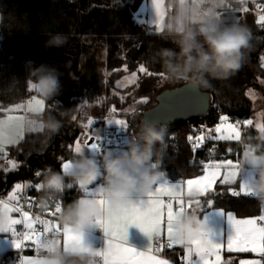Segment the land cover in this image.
I'll list each match as a JSON object with an SVG mask.
<instances>
[{"label": "trees", "instance_id": "obj_1", "mask_svg": "<svg viewBox=\"0 0 264 264\" xmlns=\"http://www.w3.org/2000/svg\"><path fill=\"white\" fill-rule=\"evenodd\" d=\"M36 1L33 4L40 7V0ZM143 1L43 0L41 15L40 11H31L32 19L41 18L46 22L39 32L27 27L11 30L4 20L0 42V115L10 104L22 101L35 92L28 87L27 62L31 61L33 66H53L61 74V90L55 97L47 99V110L42 118L45 122L49 116H54L62 126L55 134L46 128L26 133L10 152L18 163L17 168L0 170V196H8L16 182L41 184L49 171L61 172L63 161L73 155L67 148L70 130L77 126L75 115L71 117L70 111L61 115L57 111L55 103L59 98L67 101L72 95L71 98H86L97 103L107 90L114 87L124 71L123 66L133 71L143 65L151 75H165L157 53L161 48L176 46L164 35L148 33L146 23L138 21L136 13ZM240 25L246 26L251 33L250 47L246 50L241 69L227 79L211 80V87L203 89L209 91L212 97L210 110L205 116L210 123L220 121L221 116L250 119L254 106L247 90L264 93V34L257 27L253 15H248ZM52 33L65 34L67 43L61 48H46L45 41ZM101 51L106 52L105 69L111 71L107 82L101 68ZM144 82L146 86L141 93L156 94L157 88L152 85L154 77L145 78ZM150 101L137 106L138 115L130 119L127 128L130 138L139 130L143 112L150 106ZM71 104L75 112L76 102L71 100ZM166 127L168 135L161 148L163 157L158 170L170 176L193 175L200 172L205 163L223 158L238 160L241 157L239 141L210 142L204 149L194 150L186 139L189 130L187 122ZM242 137L243 140L264 145V140L256 136L253 125L247 127ZM37 171L41 173L39 177L35 175ZM45 195L42 188L39 197ZM79 195L75 185L66 187L62 193L52 196L49 207L60 202L63 209L79 199ZM208 197L214 200V206L234 210L241 216L256 213L261 208L255 197L232 196L228 187L219 185ZM30 250L25 249L24 254ZM17 257L19 254H2L0 264H16ZM70 259L78 261L77 257Z\"/></svg>", "mask_w": 264, "mask_h": 264}, {"label": "clouds", "instance_id": "obj_2", "mask_svg": "<svg viewBox=\"0 0 264 264\" xmlns=\"http://www.w3.org/2000/svg\"><path fill=\"white\" fill-rule=\"evenodd\" d=\"M191 9L187 0H179L175 17L162 27L165 38L175 48H161L157 55L165 76L174 82H185L193 90L211 87V80L227 79L239 71L250 47V30L240 24L219 25L212 22L199 23L193 27ZM3 12L0 11V16ZM67 43L63 33L48 35L46 48H61ZM28 85L41 97L48 99L61 90L60 73L47 64L33 66L27 62ZM62 126L61 121L49 116L43 127L55 134ZM11 135V133H9ZM168 135L166 126L142 122L136 135L129 142L127 150L114 156L106 152L99 159L94 154H79L71 161L68 170L49 171L41 181L46 193L40 198V207L47 208L53 195L62 193L70 185L81 190L89 188L103 178L100 198L104 210L130 207L134 197H146L158 184L161 172L158 170L163 157L161 151ZM240 168L249 166L255 172L250 183L251 192L264 205V145L242 146ZM198 193L189 196L195 201ZM104 214L100 205L91 199L79 198L65 206L58 215V222L66 232L82 235ZM10 214L0 210V228L7 226ZM174 235L185 246L208 232V226L198 214L188 210L176 214ZM45 247L51 246L45 241ZM77 257V260L70 259ZM43 264H93L91 256L81 252L65 253L56 250L42 257Z\"/></svg>", "mask_w": 264, "mask_h": 264}, {"label": "snow or ice", "instance_id": "obj_3", "mask_svg": "<svg viewBox=\"0 0 264 264\" xmlns=\"http://www.w3.org/2000/svg\"><path fill=\"white\" fill-rule=\"evenodd\" d=\"M201 3L207 0H200ZM153 6L154 16L150 23L157 25V30L161 31L162 21L164 19V0H151ZM217 7L224 9V12L214 11L211 8L204 11L201 15L200 23L212 22L214 24L231 25L235 24V20L231 15V5L227 0H219ZM246 11V9H245ZM259 23L264 24V16L259 18ZM139 71L147 73L148 69L143 65L140 66ZM133 73V80L135 79ZM162 75V74H161ZM30 88V87H29ZM31 89V88H30ZM142 103L147 102L144 98ZM17 107H21L17 105ZM28 111L42 112L44 110V101L33 97L29 102ZM23 120L24 117L9 116L6 120H0V151L4 150L5 144H15L17 139L8 133V128L12 121H17L20 131L17 133L20 139L23 138ZM227 116H221L220 123L215 127L217 134L213 139L218 140H241V132L239 125L228 123ZM107 123H115L125 129L128 124L123 119L108 120ZM245 124H251V120H246ZM93 125L91 119L88 120L87 126ZM264 132V126H258ZM99 136L96 132L93 135H87L83 146L79 139L75 142L74 152L84 154L85 149L99 151ZM189 142H192L194 150L199 148L204 142L205 137L199 135L195 138L189 136ZM70 148L72 146H69ZM71 161L64 162L63 170H68ZM17 165L13 162L12 167ZM221 169L226 172L221 177ZM239 160L233 161L231 159L220 162H210L203 165V175L194 179L181 180L179 183L169 185L167 183L159 184L154 187L144 199H139L130 207L114 208L104 210L103 200L100 198V187L97 191H90L85 189V198L91 199L98 203L104 212L100 219L95 222L101 228L107 237L106 246L100 250H94L82 242V235H72L64 230L59 224L51 219H43L40 216H31L28 211H22L21 207L11 205V201H19L18 193L22 190V185L17 183L15 189L9 194L8 201L0 200V210H7L10 214L9 222L6 227L0 228V233H9L12 237L13 246L16 250H20L25 246V242H31L35 245L39 252L43 250L46 255L53 254L56 250H61L66 254L71 252H81L91 257H101L103 264H169L165 259L157 258L153 252H160L163 245L160 243L162 237L166 235L168 247L172 248L175 245H183L174 235V218L177 213L188 210L192 213L198 214L205 206L199 199L195 201H188L185 204L183 196L185 193L190 195L195 192L201 196L214 191L215 185L219 179L221 184L235 183L238 180L240 172ZM37 177L41 175L39 171L35 173ZM40 189L42 186L37 184L35 186ZM72 186L70 185L69 188ZM232 196H239L241 194L249 196L252 195L250 184L240 183V191L230 190ZM195 203L196 208L191 205ZM214 201L209 199L206 202L207 207H212ZM264 211V205L261 206ZM62 210L60 202L55 204L54 210L49 212L52 217L57 216ZM21 213V218H13L11 213ZM228 214V220L232 225L234 232L230 234L226 240L227 251L229 253H255L264 256V214L257 217L247 219H237L232 213ZM17 225H23L25 231L18 232ZM39 226V227H38ZM130 226L139 228L144 234L149 237L150 244L145 251H137L133 247L126 245L128 237V229ZM51 237V238H49ZM45 241H50L51 246L45 247ZM159 244V247H155ZM224 247L223 243H214L208 235V232L200 238L191 242L186 247L185 255L182 257L183 264H221V249ZM195 257V258H194ZM214 258V259H212ZM21 264H43L42 258L24 257ZM240 264H262L261 260H241Z\"/></svg>", "mask_w": 264, "mask_h": 264}, {"label": "crops", "instance_id": "obj_4", "mask_svg": "<svg viewBox=\"0 0 264 264\" xmlns=\"http://www.w3.org/2000/svg\"><path fill=\"white\" fill-rule=\"evenodd\" d=\"M12 0H4V3H9ZM179 0H164V19L162 21V24L160 25L161 27H164L167 25L169 22L172 21V18L175 17L176 11H177V6H178ZM187 3L191 9V20L189 21L192 23L193 27H197L200 23L201 20V15L204 11H207L208 9H212L214 11L218 12H224V9L221 7H217L219 4V0H207L205 3H201L200 0H187ZM227 3L231 5V8L235 11L231 12L232 17L235 20V24H241L245 18L248 15H253L255 23L258 28L261 27L262 23H259V18L261 16H264V6H261L262 1L261 0H227ZM246 9V11H245ZM136 18L138 21L142 23H146L147 27V32L150 34H155V35H164L165 33L162 31L157 30V25L154 23H150L153 19H155L154 16V11H153V6L151 4V0H144L136 13ZM3 22L4 19L0 18V42L2 39V27H3ZM264 63V62H263ZM263 84H264V78H263ZM247 95L248 97L253 101V106H254V112H255V103L257 102L259 107L263 109L264 112V93H260L254 89H248L247 90ZM254 114V113H253ZM15 117H25L23 116L24 114L21 111H16L12 113H4L3 115H0V120L3 118L7 119L9 116H14ZM249 119H243V130L242 133L247 129L249 124H245L244 122ZM25 118L23 120V138L20 139L17 133L20 131L18 122L13 121L11 122V126L8 128V133H11V135L17 139V143L15 144H5L4 145V150L0 151V170H6V171H11L17 168L11 167L10 163L8 162V159L10 157V152L11 150L16 147L25 137L26 134L25 132ZM13 124V126H12ZM113 125H116L113 123ZM252 125V124H250ZM115 128H123L121 126L115 127ZM242 135H241V140H242ZM261 139V138H260ZM264 140V139H262ZM220 142H225L228 140H219ZM230 141H235V140H230ZM238 142V141H237ZM250 142V141H249ZM252 143V142H251ZM254 144V143H253ZM229 158H223L219 160H215L212 162H220L223 160H228ZM239 161L241 160V157L238 159ZM234 162L237 160H233ZM210 163V162H208ZM206 164V163H205ZM10 165V168H9ZM161 175L158 180V184H164L167 183L169 185H174L179 183L181 180H187V179H194L200 175H203V167L200 172L193 174V175H185V176H170L163 171H160ZM226 172L225 169H221V177L220 179L223 178L224 173ZM182 177L184 179H182ZM255 179V172L249 167V166H244L241 168L239 175H238V180L235 183H230V184H221L219 182V179L215 185L214 190L216 187L223 186V187H228L230 190H235V191H240V183H245V184H250L253 180ZM103 178H99L95 183L89 186L90 191H97L99 187L103 186ZM22 190H26L29 184L27 182H22ZM77 190L79 191L80 195L79 198H85L86 194L84 190H81L78 186H76ZM21 190V191H22ZM20 191V192H21ZM195 193V192H193ZM210 193V192H209ZM204 196L197 195L195 197V200L199 199L203 205H205L201 211L198 212V215L200 218L204 219L207 223L208 226V235L209 238L214 242V243H223L224 242V247L221 249V264H240L241 260H261L262 264H264V256L257 255L255 253L247 252V253H229L227 251V238L230 234L234 232V229L232 225L230 224L228 220V214L227 213H232L237 219H247V218H253L257 217L261 214H264V211L260 208L258 212L256 213H251L247 215H238L234 210H227L223 207L220 206H213L212 207H207L206 202L207 200L211 199L208 197V194ZM246 196L241 194L239 197ZM251 197V195H249ZM248 196V197H249ZM2 197V196H0ZM8 196L2 197L5 200H8ZM237 197V196H236ZM134 202H137L139 199H144V197H134ZM1 200V199H0ZM183 200L185 201V204H187L188 201H194L187 193L184 194ZM213 200V199H211ZM214 201V200H213ZM262 206V205H261ZM192 208H196L197 205L193 203L191 205ZM13 218H21L14 212L11 213ZM20 225L16 226V229L18 232L19 231ZM97 225L91 226L89 229H87L83 234H82V242L91 247L94 250H100L103 249L106 246V240L107 237L104 234V232H98L97 230ZM166 239V235L163 237ZM167 240V239H166ZM150 244L149 237L144 234L139 228L135 226H130L128 229V237L126 240V245L133 247L137 251H145ZM188 246L185 245H175L173 246L174 249H177L179 251H183L185 253V249ZM22 249L16 250L13 246L12 242V237L9 233H0V255L5 254V253H11L13 255L19 254ZM154 255L157 256V258L160 259H165L169 262V264H176L175 260L177 258V254L175 251H172L169 253V256L167 258H162L158 256L155 252H153ZM46 256V253L43 250H40L39 252L36 250L35 245L32 246L31 250L25 254H23L20 258V261L16 264H21L22 260L24 257H30V258H42ZM87 256V255H86ZM195 258V257H194ZM93 264H103V259L101 257H91ZM214 259V258H212Z\"/></svg>", "mask_w": 264, "mask_h": 264}, {"label": "rangeland", "instance_id": "obj_5", "mask_svg": "<svg viewBox=\"0 0 264 264\" xmlns=\"http://www.w3.org/2000/svg\"><path fill=\"white\" fill-rule=\"evenodd\" d=\"M34 1L12 0L6 4L4 3V0H0V11L3 12V15L0 16V18L6 21V25L11 30L23 29L27 27L29 29H32V31L34 32L35 31L39 32L40 29L43 26H45L46 22L44 19L42 20L41 18L40 20L32 19L31 11L34 10L40 11V15H41L43 13V6L41 4L43 0H40V7H38L37 4H33ZM36 3L39 2L36 1ZM100 53L102 54L103 57V59L101 60V68L104 69L105 78L107 82L108 78L111 76V71L105 69L106 52L104 51V53H102L101 51ZM122 70L124 71L123 73H120L121 77L115 82L114 87L107 90L105 96L102 99H100L97 103L87 101L85 100L86 98L82 100H79L76 97L74 98L72 97L73 99L71 98L73 102H76L74 118L76 120L75 123L77 126L76 128L72 127L70 130V139L67 148L68 151H72L73 155H71L70 158L64 160L63 163L67 161H72L73 159L77 158L78 155L74 152V146L77 139L80 140L81 145L83 146L84 140L87 135H93L94 132H96L98 136H101L102 128L104 124H106L109 127H114V128L119 127V125L117 124L113 125V123L111 124L107 123L108 120L123 119L129 125V122L131 121L130 119L138 115V111L136 108L139 104L142 103L141 101L144 98H147V101L151 99L150 105L154 103L152 97L153 94L155 93H151V92L147 93L145 91L144 93H141V91L144 90L146 86V83L144 82L145 78H149L152 76L154 77V82H153L154 84L152 85L157 88L156 93L161 89L167 87H173L180 83L169 80L165 75H148L147 73L140 72L139 69L129 71L127 66H123ZM133 73L136 74L134 80H133ZM33 97H36L37 99H41L44 101V110L42 112H33L27 110L29 102L32 100ZM55 104L56 106H58L60 102L57 101ZM17 105H20L21 107L18 108ZM46 110H47V99L41 97L39 94L34 92L33 94L27 96L22 101L10 104L9 108L6 110L5 113L21 111L24 114L23 116H25L24 118L26 120L24 122L25 123L24 134H26L29 132L44 129L43 127L44 121L42 116L46 112ZM13 117H15V115ZM89 119L93 121V125L91 126H87ZM2 120H6V119L3 118ZM249 120L252 121L251 124L256 129V136L261 139H264V132H262L260 130V127H258V126H264V112L263 109L259 107L257 102L255 103V112ZM237 123L239 125V130L242 135L244 124H242L239 121ZM69 146L72 147L70 148ZM97 152L98 151L85 149L84 154L85 155L94 154L96 156ZM8 162L10 163L11 167L13 162L17 165V161L15 157L11 154L8 159ZM17 183L22 184V182H16L14 184L11 193L15 189V185Z\"/></svg>", "mask_w": 264, "mask_h": 264}, {"label": "built area", "instance_id": "obj_6", "mask_svg": "<svg viewBox=\"0 0 264 264\" xmlns=\"http://www.w3.org/2000/svg\"><path fill=\"white\" fill-rule=\"evenodd\" d=\"M261 1H262L261 6H264V0H261ZM260 30L264 34V24H261ZM227 117H228L227 122L235 124L239 121L243 123V119L236 118L234 116H227ZM219 123L220 121L216 123H210L205 117L189 120L187 121L189 130L186 134V139L189 136H192L194 140L199 135H203L205 137L204 142L200 145L199 148H196L195 150L204 149L207 143H210V142L211 143L220 142L218 139H213V137L217 135L215 133V127ZM99 138H100L99 139V151L97 152V155H96L97 159L101 158L103 154L106 152H111L112 155L114 156L120 155L122 151L127 150L128 142L131 139L127 129L109 127L106 124H104L102 128V133H101V136H99ZM239 142L241 143V147L245 144L256 145V144L249 142L248 140H243V139L240 140ZM189 144L191 148L194 149L192 142H189ZM182 179L184 178L182 177ZM37 184H40V183H32L27 187L26 190H22L21 192H19L18 193L19 201L18 202L11 201L10 204L11 205L18 204V206L21 207L22 211H28L30 215L33 217L40 216L43 219H51L55 223L59 224L58 222L59 214L55 217H52L49 215V212L51 210H54L55 206L54 207L48 206L47 208L40 207L39 193L42 190V187L40 189H37L35 187ZM251 197H254V195L252 194ZM0 199L3 201H8V200L3 199L2 197H0ZM14 213L21 217V213H17V212H14ZM97 230L98 232H103V230L99 227H97ZM19 231L20 232L25 231L23 225H20ZM160 243L163 245V247L161 248L160 252H155L158 256L162 258H167L170 252L175 251V253L177 254V258L175 260L176 264H183L182 257L185 255L183 251H179L177 249H174L173 247L169 248L167 240L164 239L163 237ZM32 246L33 244L31 242H25V246L22 248L21 252L19 253V257L15 259V263H18L20 261L21 256L24 254V250L28 248H32ZM159 246H160L159 244H155L154 248L159 247Z\"/></svg>", "mask_w": 264, "mask_h": 264}, {"label": "water", "instance_id": "obj_7", "mask_svg": "<svg viewBox=\"0 0 264 264\" xmlns=\"http://www.w3.org/2000/svg\"><path fill=\"white\" fill-rule=\"evenodd\" d=\"M68 100L59 98L60 104L56 107L61 115L70 111L74 115V107ZM212 97L207 90H193L187 83L180 82L173 87L161 89L155 94L154 103L144 110L142 122L156 126H169L185 123L189 120L205 117L211 107Z\"/></svg>", "mask_w": 264, "mask_h": 264}]
</instances>
